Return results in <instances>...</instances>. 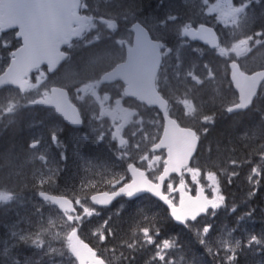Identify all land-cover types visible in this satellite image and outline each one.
Returning <instances> with one entry per match:
<instances>
[{
    "label": "rangeland",
    "instance_id": "obj_1",
    "mask_svg": "<svg viewBox=\"0 0 264 264\" xmlns=\"http://www.w3.org/2000/svg\"><path fill=\"white\" fill-rule=\"evenodd\" d=\"M255 1H258L259 4L261 2V0ZM181 2H183L186 7L181 11H177L178 7H176V5ZM232 4L235 6L233 0H168L167 3H164V5H160L161 7L157 15H159L160 18L165 16V14L170 15L168 20L174 26L173 33L176 37H179L180 31L188 27L192 21L196 23L198 20L210 22L216 30H218L222 39V44L224 45L223 51L220 50L214 52V56L221 59V61L219 60L221 69L223 67L222 60H224V52L229 57L235 56V51L240 50L235 57H237L238 61L244 60V58L250 55V53L253 52V49H255L257 45L264 40V31L250 38H239L240 34L237 33V30L239 28V21L242 15L241 12H238V10L233 7ZM193 6L194 9H192ZM168 8H172L173 10L170 14L168 13ZM164 10L165 14L162 13ZM175 11L179 12V14L176 15ZM108 20H110L109 23L111 25H114L111 29H108L107 25L102 26V24H100L99 26H96V24H93L86 30L87 33L93 32L90 35L88 42H91V39H97L100 43L99 46L103 45V50L100 53L102 56L99 55L93 60L87 61L88 64H93V69L85 75L88 77L79 76L78 74L74 75L72 70L68 71L66 67H64L49 80L44 79L45 73L43 72L40 75L36 74L34 76L35 83H32L28 87L27 94L31 93L28 96L19 97L16 93H7L0 96V100L4 104L7 106H13L15 110H17L19 106L26 105L27 97H30L35 93L38 95L43 94L50 84H62L70 88L73 92L74 98L82 104L81 108L86 119V130L87 134L90 136L86 135L83 137L82 134H77L76 136L70 135L67 137L65 145L63 141L61 143L58 140L57 136L62 129L59 123L54 120L51 115L44 120V117L40 112L27 114L29 119L32 118L35 122V125L30 127L31 148L33 150V154L31 155L29 163L37 162L42 164L44 173H39L38 178H40V180L43 178V174L45 177L51 178L54 177L53 174H66L72 170V167H68L67 169L60 171L55 170L56 165L66 159V155L59 151L61 145L66 148L75 149L74 151L76 157H81L84 161L96 163L95 167L93 165H85L80 168L89 169L90 171L100 169L99 173L104 175L107 174V171L110 168L102 169L105 164L104 160L92 161V159L88 158L85 154L76 151L81 150L76 147L78 140H83L87 137H95L96 135L98 141L110 149V146H112L113 143V131L114 129H119L118 127H120L125 143L121 148L113 146L114 148L111 149L113 157L108 161L111 162L110 166L113 167L116 165L113 162V158H116L118 161L126 162L127 158L131 157V155L136 156L133 160L140 164V161L138 160L142 157L140 155L144 153V150L147 152L149 146L152 145L155 142L156 137L159 136V122L156 114L151 111H145L144 109L136 110L127 107L130 104L124 102L120 98L118 88L97 92V94H103L105 92L104 94L107 96L113 97V100L107 103H96L93 96L88 94L85 90L88 87L87 81L90 80V77H97L103 67L109 66L106 65V62L118 59L119 44H123L127 37L122 33L120 34L119 31L120 29L125 30L128 28L131 22L130 19L120 17L119 19L109 18ZM149 22L151 23V28L154 32H161L163 25L156 21L154 13H151ZM104 31H108L111 34H115L117 32L118 38L114 39L111 35L106 36L102 34ZM100 34L102 36H100ZM13 46L14 41L11 34H0V72L7 65ZM199 53L201 54L203 52L199 51ZM164 56H166L165 61L167 64L165 66V73L161 78L163 87L167 84V74L169 71L172 72L174 70L173 66L177 64V62H174V65H172L170 50L165 51ZM196 77H198V79H196ZM48 82L49 85H47ZM187 86L188 87H186V89L182 92V98H175L171 101L172 111L175 112V114L182 111L184 115H190L191 117H194V112L196 110L198 111L211 106L216 101L221 102V99L223 98L222 92L226 89L225 82H223L222 78L215 77L212 70L206 71L205 69H201L198 65L192 68V74L189 77V84ZM188 93L191 97H186ZM206 122H208V120H199L198 127H200L203 131L206 129ZM53 138H56V140H53ZM150 156L151 155L147 154L149 165H144L147 166V172L150 176L155 177L157 174L156 166L158 162L162 160V157L160 154H154L152 157ZM56 158L58 161H56ZM254 167L261 169V155H258L248 161L245 183H249L248 176L252 174ZM114 169L118 171L119 165H117ZM115 175L117 176V179L113 182L121 183L123 181L120 179L121 173L119 174V172H116ZM237 176L238 175L235 177ZM178 186L186 187L194 193L198 188H207L209 186V175L202 174L198 170H186L183 177L178 179L175 183H170L168 188L169 190L173 188L175 192V188ZM222 194L224 195L223 191ZM173 198H178L177 200H179L180 196L175 193ZM32 199L33 201L31 202V206L28 208L29 211L27 217L25 218L24 214L23 216H20L17 219V225H14L10 229L16 230V232H12L11 234H15V240H20L22 238L25 239L27 226H32L34 235L31 236L27 234V239L35 249L38 258H41V255L67 259V255L65 253L62 255L61 252L67 251L66 237L68 232L73 229L91 239L93 242H98L99 240L102 242L104 240L102 237H104L106 226L112 223V218L116 213V211L101 213L94 208H88L83 200H76L77 212L75 215L69 216V220H66V218L61 216L53 208L39 201H35L34 197H32ZM0 202L8 204L9 198L0 197ZM222 207L217 209L216 213L219 212ZM39 212L42 214L41 217L38 216ZM204 236L206 239H209L210 247H214L212 254H208L209 259L212 260L213 258L218 260L221 264H226V261H222V258L225 257V251L223 247H221L220 241L211 240L214 236L213 233L205 234ZM16 244L17 241H13L11 246L13 247ZM5 246H8V244ZM2 248L3 247L1 246L0 251ZM150 252L154 254V249L152 247H150ZM247 255L248 253H244L242 257H246ZM106 258L109 264L112 261L113 256L106 253ZM9 261H11V259H9ZM53 264H67V262L60 261L57 263L54 262ZM69 264H72L70 260ZM110 264L113 263L111 262Z\"/></svg>",
    "mask_w": 264,
    "mask_h": 264
},
{
    "label": "trees",
    "instance_id": "obj_2",
    "mask_svg": "<svg viewBox=\"0 0 264 264\" xmlns=\"http://www.w3.org/2000/svg\"><path fill=\"white\" fill-rule=\"evenodd\" d=\"M167 1L97 0L95 7L99 10L100 15L110 14L115 18L126 17L131 22L137 21L147 28V25H151L149 22L151 13H154L156 21L163 24V28L160 32L161 35L158 37L154 34L153 38L160 40L166 47H171L172 65H174V62H177V64L173 66L176 78L170 86L175 89V93H180L181 89L187 87L188 81H186L185 86L180 85L178 84L179 77L194 66H205V68L213 70L214 74L220 69L218 60L212 56L211 52L204 50L200 54L197 51L200 49L191 45L185 49H179L176 43L177 40L172 38L174 26L168 21L170 15L165 14V10L162 13L166 15L167 19L165 16L160 18L157 15L160 5H164ZM234 1L246 11L250 9L252 2V0ZM176 7H178L177 11H181L186 6L183 3H177ZM192 9H194V6ZM172 11V8H168L169 14ZM259 11L264 13V5L263 9L260 8ZM260 12H257V14L261 22L263 15H260ZM175 14L178 15L179 12L175 11ZM191 24L195 23L191 22ZM196 24H206V22L201 21ZM251 27L247 21L243 22L242 30L246 36L252 33ZM259 29L263 31L264 25H260ZM260 48L264 49V42L260 44ZM82 52L85 56L89 55L87 49H83ZM74 62L76 64L77 61L74 59L71 63L74 64ZM220 76L226 81L227 92L233 96L227 83L225 68L221 70V73H218V77ZM223 93L225 92L223 91ZM229 93L226 99L229 97ZM165 94L163 93V96ZM222 104V102L216 101L211 106L203 108L202 112L199 111V113L201 112L200 115L209 119L210 126L205 134H201L198 152L192 165L202 171L215 173L219 177L221 185L227 189V201L223 209L211 219L210 223L206 218L200 219V226L210 224L212 226L210 233L213 234L214 232L221 233L223 231L220 235L215 234L218 240L220 236L229 232V238L225 236L228 241L236 239L242 241L241 247L234 254V264H252L253 262L264 264V251L260 249V246L255 244L251 247L245 246L251 235H257L258 237L264 235V179L261 180L260 186H254V189H252L245 183L244 171L247 161L258 155L264 157V87H262L253 107L244 113L227 114L222 108ZM200 115L197 114V118L193 119L192 122L197 120ZM171 116L182 126H190V123H192L189 119L176 117L173 114ZM9 119L10 116H6V114L0 116V193L18 195L21 199L27 194L28 199L39 189L70 199L75 197L86 199L89 195L88 192L97 187V183L93 180L81 181L74 176L79 170L74 171L72 175L66 174L56 178V181H53L55 183H46L43 186L36 184L37 181L33 178L32 168L26 163V155L29 152V131L26 126L28 116L26 120L25 115L22 113L16 116L13 115L12 120ZM261 170H264V163ZM232 173H238V176L235 181L232 180V183H228L227 179ZM250 190L255 192L254 197L245 196V191ZM150 205L151 203L146 205L142 203L139 208L123 210L119 216H114L111 224H108L111 236H109L108 231L105 236L107 239H105L102 248L115 255V263L146 264L148 260L146 261V256L143 257V252H149V248L142 247L140 250L134 251L130 248V245L135 243L137 249H139L138 242L142 243V238H139V228L152 222L155 227L158 225L159 239L178 238L180 245H183V252L179 251L178 245L177 249L173 250L175 253L173 256L177 257L183 264H211L210 261L203 258L204 251L197 242L195 233L186 228L175 226L168 219L166 210L160 205L157 208L158 212H155ZM233 207L237 208L235 213L231 211ZM10 210L13 212V209H9V206H5L4 209L0 208V247L5 237V228L9 224L8 220L13 215L10 214ZM154 213H156V216ZM248 213H251V215H248ZM155 217L157 220H155ZM137 220L141 221V225L134 228V225L138 222ZM202 228L193 230L202 232ZM216 238H213V240ZM87 242L94 248L91 242ZM14 250L17 257L25 258L26 248L24 244H18ZM240 252L248 253V255L242 257ZM35 256L36 252L31 246L27 245V259L36 258Z\"/></svg>",
    "mask_w": 264,
    "mask_h": 264
},
{
    "label": "water",
    "instance_id": "obj_3",
    "mask_svg": "<svg viewBox=\"0 0 264 264\" xmlns=\"http://www.w3.org/2000/svg\"><path fill=\"white\" fill-rule=\"evenodd\" d=\"M78 8L79 0H0V26L3 30L17 29L15 37L21 41V46L12 53L9 66L0 75V89L9 86L23 91L26 87L25 77L41 66H46L49 74L56 71L66 57L60 52L61 46L75 39L85 27V18L78 15ZM73 24L76 25L75 29H72ZM131 32L132 46L126 49L125 61L104 74L101 81H120L125 86L123 93L126 97L157 109L163 121V131L154 150H165V166L156 185L148 182L143 172L130 166L128 172L132 181L128 185L114 194L96 195L91 198V202L96 206L106 207L122 195L131 200L148 194L165 205L170 213V205L161 194L162 183L170 175H180L182 168L190 163L197 149V139L193 131L179 127L166 115L167 103L155 89L154 81L161 62L159 43L153 41L139 24H133ZM181 35L190 42L200 43L210 49H214L219 43L215 31L205 25L184 29ZM229 79L237 93L238 102L227 111L234 114L244 112L252 105L257 90L264 81V70L245 75L236 63H230ZM34 104L54 108L55 113L72 128L80 126L79 115L67 100L64 90L53 88L49 97L37 100ZM199 193L200 191L197 195ZM188 198L189 195H183V201L191 208L194 205ZM40 199L48 200L62 213L74 212L67 199L47 195H40ZM175 224L182 225L178 222ZM68 240L69 252L77 264H103L102 260L95 257L93 250L80 242L75 232L69 234Z\"/></svg>",
    "mask_w": 264,
    "mask_h": 264
},
{
    "label": "snow or ice",
    "instance_id": "obj_4",
    "mask_svg": "<svg viewBox=\"0 0 264 264\" xmlns=\"http://www.w3.org/2000/svg\"><path fill=\"white\" fill-rule=\"evenodd\" d=\"M236 175H238V173H232V176L227 179L228 183H232V177ZM262 179H264V170L254 167L252 174L248 176V181L255 186H260ZM248 195L250 198L254 197L255 192L250 190ZM225 199L226 197L221 191V181L217 178L215 173H209V186L207 188L201 187L199 195L189 196L188 198L189 202L194 206L189 208L185 201L182 200L179 205L170 207V217L175 222L187 226L189 231L199 229L201 221L198 220V217H200L201 214L209 213V209L212 210L210 214L215 216L216 210L224 205ZM231 211L235 213L237 208L233 207ZM248 215H251V213H248ZM211 227L210 224L203 226V234H209ZM157 229L158 225L153 227L152 222L146 224L139 230V233H142L143 243L138 242L139 249H137L135 243L130 245V248L136 251L140 250L144 244L151 246L154 249V255L146 264H176V258L172 256V250L177 249L179 245V251L183 252V245H180L176 237L159 239L160 233ZM102 239H107V237H102ZM196 240L208 254H212L209 239L201 235L199 230L196 232ZM233 244L235 246H233ZM241 244L242 241L240 239H236L234 242L221 240V247H223L225 251V257L222 258V261H226V264H234V254L236 250L241 247ZM253 244L260 246V249L264 251V235L259 237L257 235H251L245 246L251 247ZM72 251L75 252V249H72ZM229 253H232V255H229ZM181 264H183V262H181Z\"/></svg>",
    "mask_w": 264,
    "mask_h": 264
},
{
    "label": "flooded vegetation",
    "instance_id": "obj_5",
    "mask_svg": "<svg viewBox=\"0 0 264 264\" xmlns=\"http://www.w3.org/2000/svg\"><path fill=\"white\" fill-rule=\"evenodd\" d=\"M120 84L119 83H115V84H113V85H108V86H102L101 88L102 89H106L107 91L108 90H111V89H120ZM101 99L103 100V101H108L109 99H113V97H109V96H107V95H105V96H102L101 97Z\"/></svg>",
    "mask_w": 264,
    "mask_h": 264
},
{
    "label": "bare ground",
    "instance_id": "obj_6",
    "mask_svg": "<svg viewBox=\"0 0 264 264\" xmlns=\"http://www.w3.org/2000/svg\"><path fill=\"white\" fill-rule=\"evenodd\" d=\"M19 169V168H18ZM117 172H119V174L122 172L121 170H118ZM13 177V176H12ZM21 189V188H20ZM7 220V219H6ZM138 222L134 225V228H136L137 226H140L141 225V221L137 220ZM122 231V230H121ZM214 249L213 246H211V250ZM243 252H240V255L243 256ZM146 256V261L150 260L151 258V255H150V252L146 251V252H143V257ZM252 264H255V262H253Z\"/></svg>",
    "mask_w": 264,
    "mask_h": 264
}]
</instances>
